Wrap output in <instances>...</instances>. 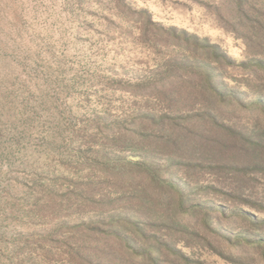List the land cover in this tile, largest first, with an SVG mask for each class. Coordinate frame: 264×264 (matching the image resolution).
Here are the masks:
<instances>
[{"label":"rangeland","instance_id":"1","mask_svg":"<svg viewBox=\"0 0 264 264\" xmlns=\"http://www.w3.org/2000/svg\"><path fill=\"white\" fill-rule=\"evenodd\" d=\"M158 25L218 44L232 60L225 84L247 105L256 100L245 84L257 81L252 72L264 57V0H0V264H132L141 254L110 231H126L131 210L140 209L137 221L153 223L145 238L167 250V221L152 211L174 217L178 205L164 202L163 191L177 197L207 184L223 186L219 195L196 197L204 209L210 202L214 217L207 228L199 213L196 235L181 238L175 250L203 264H264V244H257L264 227L255 234L233 222L241 213L264 221V156L251 161L256 172L249 159L224 150L231 171L220 163L219 147H205L226 128L254 130L255 121L231 107L208 110L192 101L188 74L163 100L168 86L155 76L187 52L152 31ZM165 113L176 116L188 138L177 148L179 166L149 142L160 133L146 116ZM151 164L162 190L144 171ZM242 179L251 208L234 207L223 195ZM83 183L90 199L79 204L75 187ZM223 209V217L216 214Z\"/></svg>","mask_w":264,"mask_h":264},{"label":"trees","instance_id":"2","mask_svg":"<svg viewBox=\"0 0 264 264\" xmlns=\"http://www.w3.org/2000/svg\"><path fill=\"white\" fill-rule=\"evenodd\" d=\"M235 5L237 8L241 6L240 3ZM148 22L151 23L148 18H145L146 25ZM152 31L158 33L162 40H168L175 46L180 47L183 51L187 52L183 55V58L175 59L169 64L168 68L165 69L163 73L155 76L157 77L156 82L159 83V85L163 87H165L164 85L168 86V89L164 92L163 100H171L172 97L170 96L173 95L172 88L177 86L176 82H178L179 78L183 76L182 74H188L194 79L192 78L189 82H185L184 85L189 89L190 99L192 101H203L208 110L212 108L215 110L219 108L227 110L228 107H231L232 111L237 109V111L243 112V115L252 117L256 125L254 130H249V132H246L245 134H235L232 130L226 128L225 132L222 131L224 135L222 138L219 140H212L209 144L205 145V147H209L210 149L219 147L218 158L222 161L220 163L231 171L233 170L230 166L233 162H229L228 158L222 155L224 150H235L230 157L237 156L240 161L242 158L249 159L250 162L247 164V167L256 168L255 164L251 163V161H255L256 158L264 156V57L257 59L255 65L256 68H254V71L252 72L257 81H246L245 85L249 88L248 90L257 94L256 100L247 105L240 95H237L234 89L235 86H231L227 83L225 84V81L223 80V75L227 72V66L230 65L232 60L227 57L218 44L211 43L207 38H199L194 34H189L184 30H177L175 27L164 29L158 25L153 26ZM262 40L264 41V35L262 36ZM143 88L145 89V87ZM146 88L149 93L155 90L154 87ZM217 105L219 108H217ZM146 117L154 123L156 131L160 133L158 135L150 136L149 142L154 145V149L157 152L159 150V154L167 155L169 164H176L179 166L178 164L181 162V149L177 148H185L188 144V138L184 131H182L176 116L174 117V115L165 113L163 118H158V120L154 119L152 116ZM214 121L216 120L212 118L210 122L214 124ZM185 122H188V120ZM126 132L127 131H125L123 135H125ZM141 136L145 137L143 133ZM211 167L213 166H207L208 169H211ZM247 167L245 169H247ZM138 168H135L134 171L138 170ZM119 170L127 171L128 173L132 172V169H126V167H121ZM144 171L152 178V181L160 187L159 190H162L164 185L159 178L160 170L158 169L157 164L149 165ZM239 183L240 184L235 187L236 190H227V192L223 194L224 197L232 200L230 204L234 207L245 205L248 208L253 207L252 205H249L247 203L248 201L243 197V192L245 190L244 187L246 186L245 181L242 179L241 182L239 180ZM169 185H172L171 187L173 188L174 184L169 183ZM222 187L223 186L215 187L207 184L201 191L194 194H185L184 192L177 191L179 193L177 197L171 193L163 191L164 202L170 206H172V204L178 205V208L174 210L175 212L171 213L174 217L172 216L169 218L168 216L166 218L160 217L157 208L153 211L151 210L152 213L156 214L154 215L155 219L167 221L165 229L168 235V242L166 241L164 245L168 251L163 249L158 242L150 243L145 238L148 226H151L153 223L151 222L152 220L137 221L136 216L140 218L143 213L140 209L131 210V218L135 219L127 222V228H125L127 232L124 230H117L116 228L111 230L112 227L110 228V232L114 236V239L124 243V246L131 252V254H141L142 259L133 261L132 264H171L168 261L171 256L177 260V264H203L197 259L186 257L181 252L175 250L174 246L181 238L185 241L187 236L193 237L196 235L194 227L195 224L198 223L197 218H199V213L202 214L200 219L201 224H204V226L208 228L210 219L214 217L213 210L207 205L210 202H207L206 200L203 203H206L205 205L207 208H205V210L202 208V204H198V198L201 197H196L197 195H203L205 196L204 198H206L208 195L212 196L216 193L219 195ZM89 189L90 186L87 183H83L79 188L75 187L77 192L76 202L80 200L79 204H81L90 199V191L88 192ZM218 213H220V217L225 215L224 209L220 212L216 211V214ZM233 216V222H245L247 226H251L253 233L255 234L260 233V229L264 227L263 220H259L248 213L234 214ZM146 217L148 216L146 215ZM260 243L264 244L262 240L257 241V244ZM206 245L212 250V244L207 242ZM143 246H145V248L146 246L153 247L155 255L150 254L151 251L148 250L149 247L145 249ZM218 249L221 251L218 253H221V255L229 260V254H227V252L224 254L222 248ZM131 261L132 259L128 261V264H130Z\"/></svg>","mask_w":264,"mask_h":264}]
</instances>
